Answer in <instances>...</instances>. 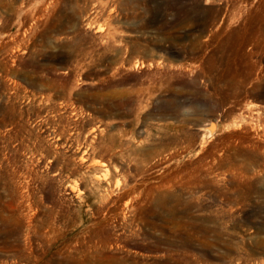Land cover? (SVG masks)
Returning a JSON list of instances; mask_svg holds the SVG:
<instances>
[{
	"label": "rangeland",
	"instance_id": "rangeland-1",
	"mask_svg": "<svg viewBox=\"0 0 264 264\" xmlns=\"http://www.w3.org/2000/svg\"><path fill=\"white\" fill-rule=\"evenodd\" d=\"M0 264H264V0H0Z\"/></svg>",
	"mask_w": 264,
	"mask_h": 264
}]
</instances>
